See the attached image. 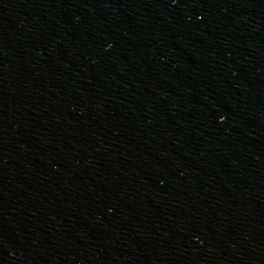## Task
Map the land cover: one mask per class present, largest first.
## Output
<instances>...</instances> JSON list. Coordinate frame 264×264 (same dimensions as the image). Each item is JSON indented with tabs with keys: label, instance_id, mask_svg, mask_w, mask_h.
<instances>
[{
	"label": "water",
	"instance_id": "95a60500",
	"mask_svg": "<svg viewBox=\"0 0 264 264\" xmlns=\"http://www.w3.org/2000/svg\"><path fill=\"white\" fill-rule=\"evenodd\" d=\"M166 264H264V0H0Z\"/></svg>",
	"mask_w": 264,
	"mask_h": 264
}]
</instances>
